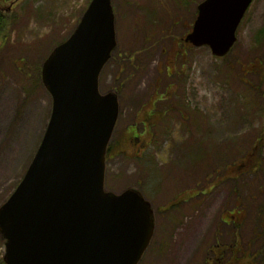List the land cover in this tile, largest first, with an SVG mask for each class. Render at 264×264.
Here are the masks:
<instances>
[{
  "label": "rangeland",
  "instance_id": "rangeland-1",
  "mask_svg": "<svg viewBox=\"0 0 264 264\" xmlns=\"http://www.w3.org/2000/svg\"><path fill=\"white\" fill-rule=\"evenodd\" d=\"M90 1L0 0V10L12 17L0 36V206L22 182L50 121L52 98L41 81L45 56L72 34ZM203 1L113 0L117 49L102 71L100 89L119 93L121 112L105 187L115 192L138 188L159 210L178 204L169 219L157 220L140 264H202L213 256L209 250L217 242L233 244L236 236L238 246L246 247L254 236L249 215L242 211L249 191L264 202V168L261 176L243 174L261 146L264 159V0L254 1L233 52L223 59L208 47L183 41ZM21 57L26 63L20 70L15 62ZM165 93L182 105L170 120L161 119L152 128L159 147L147 152L153 168L145 172L136 152L124 146L117 147L118 154L114 147L123 134L131 138L135 127L137 134L143 131L142 106ZM235 170L241 173L240 188L232 196L225 176ZM193 190L199 195L187 199ZM234 223L240 227L234 229ZM4 255L0 236V264H5ZM230 256L229 251L226 260Z\"/></svg>",
  "mask_w": 264,
  "mask_h": 264
},
{
  "label": "water",
  "instance_id": "water-1",
  "mask_svg": "<svg viewBox=\"0 0 264 264\" xmlns=\"http://www.w3.org/2000/svg\"><path fill=\"white\" fill-rule=\"evenodd\" d=\"M254 0H205L185 41L224 57ZM117 48L112 0H92L42 66L51 119L36 155L0 207L6 264H139L155 232L136 189L106 192L107 146L119 115L99 78Z\"/></svg>",
  "mask_w": 264,
  "mask_h": 264
},
{
  "label": "trees",
  "instance_id": "trees-1",
  "mask_svg": "<svg viewBox=\"0 0 264 264\" xmlns=\"http://www.w3.org/2000/svg\"><path fill=\"white\" fill-rule=\"evenodd\" d=\"M12 19V17H9V15L4 14V12L2 10H0V36L3 33L2 29L6 26V24L8 23V21ZM2 38V37H0ZM65 40V39H64ZM63 40V41H64ZM62 41V42H63ZM59 44V43H58ZM57 44V45H58ZM188 49V47L186 48ZM51 50H49L48 53H50ZM133 54V52H132ZM47 56H45L46 58ZM25 58H19L16 62H15V67L17 69H22L25 66L26 61H24ZM18 61H22V65H20V67L18 66L17 62ZM39 72V70H38ZM167 97V98H164ZM172 98L170 95L162 94L159 95V98L156 101L159 102L160 99H163L164 102L167 104L166 108H169L170 111H176L177 110V106L181 105V103L175 102L173 99H169ZM162 103V100L158 103L160 104ZM138 136V137H135ZM124 137V135H123ZM131 137L130 139L132 140V143H135L136 140L139 138V133L137 134L135 129H133L132 133L130 134ZM264 138V137H262ZM262 140V139H261ZM128 143L123 144L124 146H126ZM262 147V146H261ZM261 147L259 148V153L255 152L254 149L252 150V155H256V158L254 159V164L251 168H249L246 172H244L243 174H246L248 176H258V175H262V168H264V159L261 158L260 156V152H261ZM256 148V147H254ZM111 151V149H110ZM247 159V158H246ZM237 171V170H236ZM260 173V174H258ZM240 174H237L236 172H234L232 175H227L225 176V178L228 179V182H230L232 184V196L235 195H239V189L240 185H239V179L240 178ZM239 185V187L237 186ZM250 186H252V184L250 183ZM210 188V187H209ZM245 206L242 209L245 210L249 215L248 216V224H252L253 229H254V236L253 239H251L248 243H245L246 247H244L243 245L238 246L237 244V239L239 240L240 237L236 236V240L233 241L232 243H216V245H219L218 247H211L209 252L213 253V256H210L209 258H205L202 264H238V261L240 259H249V262L247 264H264V202H262L261 199L258 198V196L256 195V191L254 192H250L247 195V199L245 200ZM251 205L255 206V210H251L250 208L252 207ZM178 205H175L173 209H177ZM254 211V212H253ZM253 213V214H252ZM253 215V216H252ZM234 225L236 227H234V229H238V227H240V225L234 223ZM235 236V235H234ZM234 238V237H233ZM219 241V240H218ZM243 243V242H242ZM222 247V248H221ZM219 250V251H218ZM230 251V259L226 260V254Z\"/></svg>",
  "mask_w": 264,
  "mask_h": 264
},
{
  "label": "flooded vegetation",
  "instance_id": "flooded-vegetation-1",
  "mask_svg": "<svg viewBox=\"0 0 264 264\" xmlns=\"http://www.w3.org/2000/svg\"><path fill=\"white\" fill-rule=\"evenodd\" d=\"M154 109H151L149 112H146L142 115V118H144L143 124V133L140 138L136 140L135 143H133L129 148L130 150L138 152L141 162L144 164L145 172L147 171L148 166L151 164V162L148 159L147 152H150V149H156L159 146H154L155 144V137L151 133V123H147V121L156 120L159 118H167L168 120L171 119L172 114L165 113V114H158L153 112ZM184 116V115H183ZM185 120L187 121L188 128H192L194 126V123L191 121L190 118L185 117ZM161 214L165 215V211H163Z\"/></svg>",
  "mask_w": 264,
  "mask_h": 264
}]
</instances>
